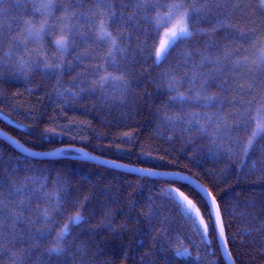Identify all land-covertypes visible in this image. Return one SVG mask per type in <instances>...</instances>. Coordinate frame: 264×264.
<instances>
[{
  "label": "trees",
  "instance_id": "1",
  "mask_svg": "<svg viewBox=\"0 0 264 264\" xmlns=\"http://www.w3.org/2000/svg\"><path fill=\"white\" fill-rule=\"evenodd\" d=\"M41 2L0 3V8L7 9V14L0 16V131L31 151L83 148L91 155L135 168L178 172L204 188L214 189L226 234L234 241L229 249L236 264H264V137L257 139L247 157L235 147L236 139L246 142L254 126L251 117L262 95L264 70L249 73L246 68L240 69L245 77L253 79L241 80L244 87L237 89L233 81L238 77L230 74L232 63L225 62L224 79L229 86L228 100L232 102L226 103L223 111L244 113L245 126L231 133L221 130L217 142L223 147L218 153L209 152L212 137L208 134L190 130L183 122L164 121L166 112L177 115L217 109L197 107L191 100L168 109L163 103L169 100L163 74L173 72L190 78L193 65L200 64L198 51L214 60L216 54L223 56V46L228 44L231 52H238L237 59L255 69L251 62L264 40L260 0H175L186 5L213 4L212 23L194 22V29L210 30L216 19L227 18L247 35H252L255 27L257 39L249 41L231 28L228 31L232 35L227 39L224 28L203 36L194 31L191 39L178 44L160 66L152 62L147 47L144 51L138 47L151 45V24L143 17L127 19L135 11L132 5L136 0H52L56 9L51 14L41 13ZM100 2L113 5L117 15L109 22L110 30L126 38L121 43L126 48L122 55L127 58L118 57V65L121 72L128 73V89H117L111 83L103 89L93 85L98 80L93 69L102 62L108 48L95 34L99 13L104 11L96 7ZM149 2L163 5L174 0ZM216 4L223 7L217 9ZM64 8L70 11L65 13ZM92 12L96 16L89 24L86 21ZM121 15L124 21L119 19ZM145 15L152 17L155 11ZM26 21L36 27L46 22L49 36L44 47L48 57L55 54L50 41L61 28L79 30L71 53L65 55L68 63L62 75L45 74L42 66L40 70L22 72L15 48L8 58L11 39L21 38ZM213 39L215 47L210 44ZM34 47L29 45L30 49ZM186 50L191 53L187 62ZM19 55L28 59L23 52ZM105 67L119 74L110 65ZM200 70L215 74L211 66ZM253 82L256 87L250 90L248 85ZM189 87L185 79L181 90L187 94ZM210 90L218 92L216 84ZM249 101L253 103L249 105ZM245 108L249 109L246 113ZM179 184L184 183L99 167L76 160L69 152H61L53 159H32L0 140V201L4 204L0 208V264H164L177 244L191 253L178 264H196L197 257L199 264H224L214 233L209 236L211 243L206 244L198 222L185 218L166 196L169 187ZM54 194L61 197L64 211H50L51 223L45 226L42 213L55 206ZM77 210L85 222L72 228L62 255L50 256L48 250L56 233L67 222V215ZM150 210L154 214L151 219ZM21 211V218L14 221L11 213ZM108 216L110 221L106 220ZM29 220L33 223L29 224ZM44 227L51 228L52 234L43 240L35 239L32 234Z\"/></svg>",
  "mask_w": 264,
  "mask_h": 264
},
{
  "label": "snow or ice",
  "instance_id": "2",
  "mask_svg": "<svg viewBox=\"0 0 264 264\" xmlns=\"http://www.w3.org/2000/svg\"><path fill=\"white\" fill-rule=\"evenodd\" d=\"M0 3H2V0H0ZM259 6L264 10V0H260ZM96 7L97 9H104V11L99 13L100 18L99 23L95 25V34L97 39L101 41V43L106 44L108 48L106 55L102 57V62L97 64L93 69L98 76V80L93 81L94 88L95 86H98L103 89L106 85L111 83L117 89H128L131 87L130 82L125 78L128 73L126 70L121 72L118 65V57L123 59L127 58L122 55L125 53L126 48L122 46L121 43V41L126 38L123 37L120 32L114 34L110 30L109 25V22L114 21L117 14L111 4L100 2ZM121 7L126 8L128 5H121ZM132 7L135 11L127 18L129 21H134L137 18L143 17L145 21L152 26L153 34L150 36L151 45H138V47L141 51H144L145 47H147L148 55L156 66H160L167 62L177 45L181 42L189 41L193 36L194 31L196 34L203 36L209 35V33H215L218 28H224L225 38L227 39L232 35V33L228 31V29L231 28L235 32H239L242 37H246L249 41L254 42L257 39L255 36V27L251 30L253 34L247 35L243 29H240L237 24L227 18L216 19L215 24L210 30L194 29V22L212 23L210 13L214 6L211 2H205L200 5H197L196 3L186 5L184 3L175 2L174 0L172 3L162 5L155 2L150 3L149 0H136V3L132 5ZM215 7L218 9L223 7V5L216 4ZM235 7L239 8V5H235ZM55 9L56 5L52 3V0H42L39 5V10L42 14H51ZM150 10L155 11V15L147 17L145 14ZM63 11L68 13L70 9L64 8ZM6 14L7 9L0 8V16ZM95 16L96 12H92L86 22L92 24ZM119 19L124 21L125 18L121 15ZM25 25L26 27L21 38L18 40L13 37L11 39L9 51L6 53L8 58H11L12 49L15 48L18 50L17 63L22 72L40 70L42 66V70L45 74L56 76L62 75L65 70L64 66L68 63L65 60V55L71 53L75 44V35L78 34L79 30H74L73 27H69L67 30L61 28L60 32L55 34L50 41L52 48L55 50V54L52 57H48L45 54L46 49L44 47V41L49 36V29L46 27V22L41 23L39 27H36L31 21H26ZM210 44L215 47V40H211ZM29 45H35L36 47L30 49ZM222 50L223 56L216 54L214 60L210 55L198 51L197 54L201 57L200 64L193 65V71L190 78L187 77V75L178 77L177 74L173 72H166L163 74V82L169 93V100L163 102L166 109L174 104H186L190 100L193 101L197 107L203 109H217L214 112L205 111L199 113L192 111L177 115H169L166 112L164 115L165 122H183L188 125L190 130L206 133L211 136V147L209 148V152L211 153H218L223 147L222 143L217 142V137L221 130L231 133L242 126H245L244 113L239 115L236 113L225 114L223 111L225 104L232 102L228 100L229 86L224 79L226 67L225 62L228 61L232 63L230 74L238 77V79L233 81V84H235L237 89H242L244 87V84L240 82L241 80L245 78L249 80L253 79L250 76L245 77L244 74L240 72V69L246 68L249 73L257 70H264V40L260 41L258 54L251 62L255 65V69L250 67L246 61L237 59L238 52H231L228 44H225ZM19 52L26 54L28 59H25L23 55H19ZM190 58L191 53L187 52V55L184 56L185 62ZM105 65H110L116 69V72L119 74L109 72L108 67H105ZM204 66H211V69L214 70L215 74H213V71H201L200 69ZM68 67L70 68L71 65H68ZM185 79H187V82L190 84L187 94L181 90V86ZM213 84H216L218 92H212L210 90ZM248 87L251 90L256 87V85L253 82L250 83ZM261 92L262 95L260 102L257 104L256 111L251 117L254 121V126L251 128L246 142L242 144L239 139L235 140V147L240 149L245 157L249 155L250 149H252L257 139L264 137V85L261 86ZM238 94V92L235 93V95ZM248 103L251 105L253 101H249ZM248 111L249 109L245 108V113ZM209 129H212V131H209ZM13 143H15L27 157L50 155L48 153L31 152L25 148L24 145L20 144L19 141H13ZM58 151H72L80 156L89 155L83 148ZM228 151L231 152V148H229ZM92 158L97 159V157ZM112 167L121 168L124 167V165L112 163ZM136 171L150 177L167 176L176 180L189 181L187 184H179L175 187H169L166 190V196L170 199V202L181 211L185 218H191L193 223L198 222V225L200 226L198 227V231L201 232V238L206 244L211 243V240L209 239L211 233H216L215 238L220 249L227 258V264H236V260L233 259L232 252L229 249V244H234V241H232L229 235L226 234L220 204H218L217 197L214 195V189L204 188L203 185L199 184L192 187L190 177L184 176L178 172H159L147 168L138 169ZM53 198L55 200V206L45 208L42 213L44 217L43 224L45 226L51 223V217L49 215L50 211L57 213L64 211L60 207L61 197L54 194ZM23 203L24 201L21 199L20 204L23 205ZM2 207H4V204L0 201V208ZM80 207L82 208L83 205ZM11 215L15 221L19 220L23 213L22 211L12 212ZM153 215L154 214L150 210L148 218L151 219ZM110 219V216L106 217V220L110 221ZM84 222V216L81 211L77 210L75 211V214H68L67 222L62 224L61 229L56 233V239L48 250L49 255H62L65 251V242L72 235V228L74 226H79ZM0 223H3V221H0ZM28 223L31 224L33 222L29 220ZM51 234V228L44 227L37 229L32 236L35 239L43 240ZM190 256L191 253L188 248L184 247L182 244H177L174 247L171 256L166 257L164 264H178V262L183 261ZM196 264H199V257L196 259Z\"/></svg>",
  "mask_w": 264,
  "mask_h": 264
},
{
  "label": "water",
  "instance_id": "3",
  "mask_svg": "<svg viewBox=\"0 0 264 264\" xmlns=\"http://www.w3.org/2000/svg\"><path fill=\"white\" fill-rule=\"evenodd\" d=\"M0 140H2L3 142L7 143L9 146H11L19 154L27 157L22 152V150L20 148H18L15 143H13V141H17V140L13 139L12 137L8 136L6 133H4L2 131H0ZM68 149H76V148H63V149H58V150H68ZM58 150H55V151H52V152H35V151L29 150V151L35 152V153H48L50 155H46V156L45 155H38V156H35V157H28V158H32V159H53V158H56L57 155L61 154V152H65V151H58ZM67 152L71 153L73 155V158L76 159V160L83 161V162H87V163H90V164H93V165H96V166H99V167H103V168H107V169H112V170L119 171V172H123V173L136 174V175H138L140 177L150 178V179H154V180L172 181V182H182L184 184L189 183V181L176 180L174 178L167 177V176L150 177V176H147V175H143L139 171H136V170L141 169V168H135V167L128 166V165H125V164L113 162V161H110V160H107V159L100 158V157L95 156V155H91L89 153H88L89 154L88 156H80L76 152H72V151H67ZM92 157H97V159H93ZM105 162H109V163H105ZM112 163L124 165V167L114 168V167H112ZM184 176H186V175H184ZM190 181H191V186L192 187H195V185L199 184L196 180H194L192 178H190ZM214 235L216 237V233H214ZM216 243H217V247H218V250H219V254H220V256H221L224 264H227V258L223 254L222 250L220 249L217 240H216Z\"/></svg>",
  "mask_w": 264,
  "mask_h": 264
}]
</instances>
